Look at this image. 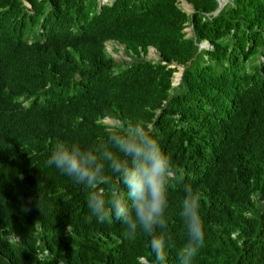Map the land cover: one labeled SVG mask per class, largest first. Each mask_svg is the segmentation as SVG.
<instances>
[{
	"label": "trees",
	"instance_id": "obj_1",
	"mask_svg": "<svg viewBox=\"0 0 264 264\" xmlns=\"http://www.w3.org/2000/svg\"><path fill=\"white\" fill-rule=\"evenodd\" d=\"M178 1L0 0V264H152L148 234L98 223L47 164L57 143L106 141L104 119L151 130L178 170L166 264L187 240L184 184L204 222L193 264H264V0Z\"/></svg>",
	"mask_w": 264,
	"mask_h": 264
},
{
	"label": "clouds",
	"instance_id": "obj_2",
	"mask_svg": "<svg viewBox=\"0 0 264 264\" xmlns=\"http://www.w3.org/2000/svg\"><path fill=\"white\" fill-rule=\"evenodd\" d=\"M47 164L88 190L87 207L98 223L115 220L125 235L148 234L152 264H166V250L173 247L166 235L168 189L178 170L151 130L140 123L116 124L107 129L106 141L88 147L60 142ZM113 176L120 187L112 186ZM183 192L180 216L187 240L176 255L179 264H193L204 246V222L199 193L190 184L183 185Z\"/></svg>",
	"mask_w": 264,
	"mask_h": 264
},
{
	"label": "rangeland",
	"instance_id": "obj_3",
	"mask_svg": "<svg viewBox=\"0 0 264 264\" xmlns=\"http://www.w3.org/2000/svg\"><path fill=\"white\" fill-rule=\"evenodd\" d=\"M220 1L222 2L225 0H220ZM178 6L188 14L191 13V11H192L190 4L187 3L185 0H179ZM184 30L186 32V36L191 35L190 27H185ZM205 45H206V43L204 42V43H202V45H200V47H203ZM105 50H106V53L117 63L124 64L126 61L129 60V58H127L124 55L123 46L120 44L114 43L112 41H108L105 43ZM143 58L146 60L155 61L157 59V53L153 48H148V50H147L146 54L143 56ZM178 75H179V72L176 69L175 76L172 77V81H171V84L173 86H175L179 82V80L174 79L175 77L177 78ZM103 121H104V123L109 124V125H115L117 123L116 121L111 120V119H104Z\"/></svg>",
	"mask_w": 264,
	"mask_h": 264
},
{
	"label": "water",
	"instance_id": "obj_4",
	"mask_svg": "<svg viewBox=\"0 0 264 264\" xmlns=\"http://www.w3.org/2000/svg\"><path fill=\"white\" fill-rule=\"evenodd\" d=\"M227 0H225V1H219V4H218V8H220L225 2H226ZM218 8L216 9V11L218 10ZM215 11V12H216ZM202 43H204V42H202ZM202 43L201 44H199V46L200 45H202ZM206 43V42H205ZM206 45H207V43H206ZM205 45V46H206ZM205 46H203V47H205ZM173 66H175L176 67V69L178 70V72H179V75H178V77L176 78H174L175 80H179L180 79V76H181V73H182V70H183V68H182V66H180V65H171V67H173ZM175 76V72H173V75H172V77H174Z\"/></svg>",
	"mask_w": 264,
	"mask_h": 264
},
{
	"label": "bare ground",
	"instance_id": "obj_5",
	"mask_svg": "<svg viewBox=\"0 0 264 264\" xmlns=\"http://www.w3.org/2000/svg\"><path fill=\"white\" fill-rule=\"evenodd\" d=\"M178 77V76H177Z\"/></svg>",
	"mask_w": 264,
	"mask_h": 264
}]
</instances>
